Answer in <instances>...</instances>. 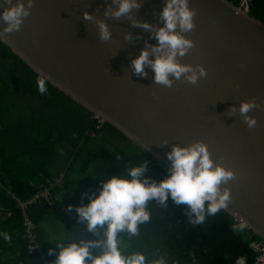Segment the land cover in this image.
Returning a JSON list of instances; mask_svg holds the SVG:
<instances>
[{
    "label": "water",
    "instance_id": "95a60500",
    "mask_svg": "<svg viewBox=\"0 0 264 264\" xmlns=\"http://www.w3.org/2000/svg\"><path fill=\"white\" fill-rule=\"evenodd\" d=\"M109 3L35 0L22 29L0 40L34 73L43 69L48 84L146 148L167 169L173 145L207 144L211 158L239 177L222 185L232 192V202L223 211L245 220L264 240V23L252 17L249 8L227 0H190V7L197 9L196 28L186 37L195 47L181 63L202 65L208 76L197 85L181 80L167 88L154 83L150 68L146 78L133 74L131 60L139 57L146 41H158L149 31L132 27L126 17H105ZM141 3L138 12L133 10L134 18L160 24L165 0ZM5 7L0 0V13ZM84 12L104 20L112 39L102 42L95 20H84ZM6 26L0 21V31ZM126 32L135 39L125 41ZM252 98L261 108L249 113L258 119L249 130L238 111L232 117L225 113ZM164 140L168 145H161Z\"/></svg>",
    "mask_w": 264,
    "mask_h": 264
},
{
    "label": "trees",
    "instance_id": "16d2710c",
    "mask_svg": "<svg viewBox=\"0 0 264 264\" xmlns=\"http://www.w3.org/2000/svg\"><path fill=\"white\" fill-rule=\"evenodd\" d=\"M227 1L240 6L245 0ZM248 7L250 15L264 23V0H248ZM37 77L0 40V264H41L44 257L52 264L54 259L47 250L52 239L43 223H58L63 242L81 236L97 239L78 224L75 211H67L71 203L63 193L72 189L71 173L93 180L88 195H99L103 179L122 175L127 167L141 165L145 159L150 179L160 182L168 174L165 164L47 82V91L41 95ZM60 174L64 175V185L56 191L57 199H42L25 211L32 222L30 241L23 211L10 194L24 202L41 184L53 182ZM88 195L77 206L90 203ZM167 204L166 210L151 201V221L139 226V236L119 234L121 248L143 253L149 264L155 259H163L164 264H236L239 257L253 264L255 253L247 230L234 232L236 222L226 212L221 210L193 226L184 215L186 206L176 205L171 197ZM63 206L65 211H60ZM58 211L64 213L55 218ZM3 233L10 235V242ZM250 235L262 240L251 230ZM91 251L98 254L96 249Z\"/></svg>",
    "mask_w": 264,
    "mask_h": 264
},
{
    "label": "clouds",
    "instance_id": "9594fccd",
    "mask_svg": "<svg viewBox=\"0 0 264 264\" xmlns=\"http://www.w3.org/2000/svg\"><path fill=\"white\" fill-rule=\"evenodd\" d=\"M4 3L8 7L0 13V21L7 26L0 31V37L22 29L35 0H26V3L25 0H16L15 3L13 0H4ZM141 7V0H111L104 10L105 17L117 20L126 17L132 27L149 31L151 38L158 41L157 45L146 41L139 57L131 60L133 74L146 78V69L150 68L155 73L154 83L167 88H172L176 81L197 85L202 78L206 79L208 71L202 65L181 63V59L195 47V42L186 37L196 28L197 9L190 7V0H165L159 13L160 24L135 19L133 10L138 12ZM83 19L95 20L102 42L112 39L113 33L104 20H97L88 12H84ZM133 39L130 32L125 33V41L131 42ZM36 71L38 91L43 95L50 77L45 75L43 69L37 68ZM260 108L261 105L252 98L241 101L238 109L236 106L230 107L225 114L232 117L238 111L243 117L242 123L251 130L257 126L258 119L249 113ZM161 145H168V141H162ZM211 157L207 144L202 141H194L185 147L176 144L167 153L171 167L167 169V177L160 182L147 176V159L141 165L127 167L122 175L103 179L99 195L85 194L90 203L69 205L67 208L69 213L75 211L78 214V224L85 226L86 232L92 233L97 239L87 240L81 236L69 242H58V253L55 248L49 249L48 254L56 257L52 264H149L143 253L122 249L118 235L126 233L129 238L139 236V226L151 221L148 204L153 200L166 210L169 197L176 205L186 206L184 215L193 226L201 225L209 216L226 210L232 202V192L222 185L239 177L234 170L217 164ZM242 229V224L232 225L234 232ZM3 238L9 242L11 240L8 233H3ZM92 249H96L98 254L94 255ZM150 264H164V260L155 259ZM236 264H246V258L239 257Z\"/></svg>",
    "mask_w": 264,
    "mask_h": 264
},
{
    "label": "built area",
    "instance_id": "2783aa9c",
    "mask_svg": "<svg viewBox=\"0 0 264 264\" xmlns=\"http://www.w3.org/2000/svg\"><path fill=\"white\" fill-rule=\"evenodd\" d=\"M241 6L245 8H249L248 0H245L241 4ZM63 185H64V175L60 174L58 178L53 180V182L46 181L45 184H41L40 190L31 199H28L24 202L19 200L17 197L13 196L12 194H10V197H12V199H14L17 202V206L21 209V211H23L25 226L30 235V239H29L30 241L33 240V234L30 233L32 229L31 228L32 222L29 220L28 216L25 214V211L27 210V208H29L30 206H33L34 204L41 201L42 199L44 200L46 199L47 201L56 200L57 199L56 191L63 190ZM231 218L233 222H236L237 225L242 224L243 229L247 230V234L249 235V238H250V247L255 253L253 264H264V240H258V239L252 238V236L250 235V228L245 222V220H242L241 218L236 217V216H232ZM35 245L37 246L36 242H35ZM41 264H51V261L50 259L44 257Z\"/></svg>",
    "mask_w": 264,
    "mask_h": 264
},
{
    "label": "rangeland",
    "instance_id": "374dc122",
    "mask_svg": "<svg viewBox=\"0 0 264 264\" xmlns=\"http://www.w3.org/2000/svg\"><path fill=\"white\" fill-rule=\"evenodd\" d=\"M24 100H26L24 98ZM54 169V167H53ZM70 181H72V189L68 191H64L63 196L67 198L68 203H71L73 206L78 205V201H81V199L84 197L85 194H87L93 186V180L89 177L79 175L77 173H71L70 174ZM60 211H65V206L59 209ZM57 212V215L55 218L59 217L60 214H63L64 212ZM59 225L56 222L51 221V224L49 222L43 223L42 228L47 232L48 236L52 239L50 240L51 246L47 249L49 252V249L55 248L57 253L59 252V248L57 247L58 242L62 241V227L56 226ZM31 234L32 229H31ZM55 260V256H51Z\"/></svg>",
    "mask_w": 264,
    "mask_h": 264
}]
</instances>
